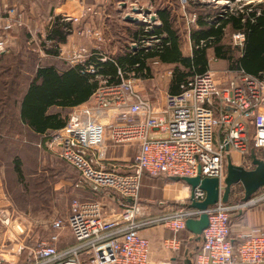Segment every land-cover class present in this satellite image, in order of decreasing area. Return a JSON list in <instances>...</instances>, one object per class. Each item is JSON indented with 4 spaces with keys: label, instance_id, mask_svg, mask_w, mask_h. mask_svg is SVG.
Instances as JSON below:
<instances>
[{
    "label": "built area",
    "instance_id": "built-area-1",
    "mask_svg": "<svg viewBox=\"0 0 264 264\" xmlns=\"http://www.w3.org/2000/svg\"><path fill=\"white\" fill-rule=\"evenodd\" d=\"M215 1L231 4L235 0ZM89 12L91 8L86 10V16ZM131 12L133 16L125 19L133 17L134 24L145 26L151 36L145 45L152 48L159 44L156 30L161 23L157 14L149 9ZM6 15L0 19V56L11 51L6 33L22 24V15L14 8H9ZM94 37L103 41L102 33L95 32ZM235 40L242 44L245 35L236 34ZM91 56L93 53L82 48L64 59L74 67L86 64ZM61 57L63 54H59ZM86 71L100 80V87L88 102L69 109L65 127L44 136V144L73 166L93 193L107 200L72 203L68 228L74 242L63 245L61 231L65 223L54 221L51 227L55 234L33 250L25 264H151L152 244L142 235L143 229L165 227L174 237L164 242V248L178 250L182 244L179 235L187 230V220L199 219L204 213L209 225L203 232L197 264H264V234L246 235L237 249L230 239L232 215L263 201L264 193L239 204L220 201L206 211L189 208V202L152 217L140 202L146 175L218 179L223 188L229 153L235 150L245 158L250 144L264 151V74L252 76L241 71L238 79L225 88L218 87L210 72L195 75L181 87V92L165 95L166 115L156 111L151 101L135 90L138 77L134 72L125 77L119 71L121 84L110 85L98 76L95 67L86 66ZM216 108L222 109L219 116ZM224 125L229 126V131L223 142L217 143L215 130ZM248 127L253 130L251 135ZM151 130H164L166 136L152 137ZM109 143L115 149L135 148L137 152L129 159H109ZM193 197L203 202L206 193L197 188ZM10 220L11 216L0 213L4 226H10ZM3 249L5 244H0V264H9ZM23 250L22 246L12 255Z\"/></svg>",
    "mask_w": 264,
    "mask_h": 264
},
{
    "label": "trees",
    "instance_id": "trees-1",
    "mask_svg": "<svg viewBox=\"0 0 264 264\" xmlns=\"http://www.w3.org/2000/svg\"><path fill=\"white\" fill-rule=\"evenodd\" d=\"M250 1L252 2L226 13L214 11L212 17L211 14L208 17L199 15L197 27L191 31L192 58L183 57L182 40L174 26L175 20L166 10L159 11L163 23L162 27L156 30V35L160 43L151 49L145 47L136 51L130 49L106 61H101L103 55L94 53L86 64L65 68L41 64L38 66L37 56L33 52L28 54L25 50L17 54L1 55L0 145L18 180L15 186L7 183L5 188L7 194L13 196L11 199L16 206L26 209L29 206L34 213L37 210L51 209L49 205L54 197L53 181L47 169L43 168L40 172L35 170L32 178L26 184H22L25 183L23 157L27 148L24 137L35 135L44 139L47 134L64 128L66 118L51 110L53 108L69 110L90 100L101 82L95 75L86 71V66L95 67L98 76L107 79L108 84L119 85L122 82L119 71H122L125 77L134 72L137 77L149 79L152 77L150 63L158 60L174 68L169 87L172 94L181 92V87L195 75L204 74L209 70V50H213L216 58L229 61L233 70H243L252 76L264 74V0L257 3L255 0ZM53 24L49 39L64 41L66 39L64 30L70 23L63 22L58 17ZM228 31L245 35L244 44L238 50L233 49L226 41ZM163 35L166 37L161 38ZM132 36L141 41L147 34L142 29L139 33H132ZM51 52L57 53L53 49ZM30 72L32 76L27 74ZM19 94L21 95L18 96ZM253 150L252 152H257L255 155L258 158L264 160L263 151ZM250 157L251 155L247 154L246 158L249 161L252 160ZM167 179L171 181L170 178ZM20 183L23 186L18 190L21 195L15 190ZM234 189L235 187L232 190L230 204L240 202L236 198L235 201L231 200L235 193H240ZM194 241L198 243L195 238L193 243ZM243 241L237 243L232 240L236 249Z\"/></svg>",
    "mask_w": 264,
    "mask_h": 264
},
{
    "label": "rangeland",
    "instance_id": "rangeland-1",
    "mask_svg": "<svg viewBox=\"0 0 264 264\" xmlns=\"http://www.w3.org/2000/svg\"><path fill=\"white\" fill-rule=\"evenodd\" d=\"M30 0H0V19H4L7 15L6 12L9 8H14L19 12L21 17V26H16L14 31L13 43L15 46V51L21 49L24 50V42L28 43V40L31 38V30L33 31L32 38L34 37V43L28 45L34 51H38L40 44L43 43V35L45 33L46 27L50 22H53L51 14L55 12L56 9L65 5L72 4L73 0H31V7L35 10H38V13H35V16H30L28 13V4ZM99 1V0H96ZM150 0H142L139 2L137 0H112L109 5L110 8L119 9V11H124V18L128 15L133 16L132 10H142L149 9L153 11V7L150 6ZM260 0H255L254 2H259ZM109 0H103L102 2H94L95 9H104L108 4ZM188 2V3H187ZM174 0L173 4V18L174 26L178 30V33L182 40V50L185 55L190 54V39H189V28H192L195 24V17L199 15L207 16L211 14L213 16L214 11L225 12L230 11L231 9H236L241 6L247 5L249 2L247 0H242L241 2L232 1L231 4L222 3L223 1L215 0ZM251 2V1H250ZM166 2H164L165 4ZM124 5V7L122 6ZM156 7V6H154ZM159 10H164L166 8L163 5V2H159ZM4 13V14H3ZM220 15V14H219ZM195 16V17H194ZM118 22L109 25L107 31L105 32L106 37L111 36L112 38H121L122 41L126 44H132V34L131 30H136L135 24H128L125 27L124 31L120 32L121 27L123 26V21L121 18L114 17ZM133 18V17H128ZM16 20L19 21V17H16ZM61 21L68 22L66 18H62ZM95 23H101L103 20H99ZM120 24V28L118 27ZM126 24V23H125ZM98 29V27L95 25ZM123 28V27H122ZM147 29V28H146ZM133 33V32H132ZM105 34L103 36H105ZM85 36V34H83ZM31 38V39H32ZM226 41L234 48L238 49L235 45V34L230 31L227 32ZM42 46V44H41ZM82 49L81 47H79ZM79 49V50H80ZM102 50V49H100ZM109 56L115 55V52L108 51L107 48L104 49ZM68 51V50H65ZM63 54L64 58L67 56L66 53ZM208 56L210 60L214 61L213 52L209 50ZM46 62L45 64H47ZM50 64H55L59 68H63L64 63L59 60L49 61ZM48 63V64H49ZM215 64V63H214ZM153 78L150 80H142L136 82L135 90L140 93L147 92L149 95L155 94L154 100L165 98L167 93H170L169 82L173 73V66L164 65V64H150ZM30 74L31 76L33 74ZM23 87V86H22ZM142 91V92H141ZM19 94L18 96H20ZM2 97V96H0ZM53 113H58L63 115L65 118L69 115L70 110H61L59 108H53L51 110ZM44 139L39 136H25L24 144L27 145L25 149V156L23 157L24 172H25V183L26 184L33 176L35 170L40 172L43 168L47 169L53 181V192L54 197L52 203L49 206H43L48 208L47 210H37L36 213L32 212L31 208L27 206L26 208L18 207L12 201V195H8L6 192L7 183L15 184L18 182L16 180V175L13 172L12 167L9 165L8 157L4 152L2 146L0 145V205L2 210L6 208H14L12 212L19 220H10V226H4L0 221V244H5L6 249H3L5 253L4 257L10 260L9 264H25L29 258L30 253L35 250L37 247L43 245V243L48 242L55 232L52 229V223L54 221L61 220L65 223V229L61 231V241L63 245H68L73 243L72 234L68 228V220L70 216L71 205L75 201H81L84 199L93 198V196L88 192L85 183L79 172L74 169L69 163L67 164L59 158L56 154L48 152L42 146ZM125 150V149H122ZM264 152V151H263ZM52 153V154H51ZM119 153L121 151H116V158H120ZM125 153V152H124ZM127 156L135 155L134 151L128 149L126 152ZM232 162L235 164L240 160L237 153H233L231 156ZM228 161V160H227ZM249 161V160H248ZM252 162L249 161V166H246L243 162H239V166H243L247 169H253V166L250 165ZM146 182L143 185L142 192L140 195V202L143 209L147 212L148 216H153L149 213H164L166 211H174L182 205L188 203L189 199V187L186 183L183 182H171L167 178H146ZM22 184H18V187H15V190L22 189ZM234 190L238 192H243L242 186L238 185ZM20 195L21 193L18 192ZM22 199V198H21ZM232 201H235L232 199ZM112 202V201H110ZM113 204V203H111ZM11 208V209H12ZM16 209V210H15ZM149 212V213H148ZM22 231V232H21ZM182 239H185L183 245V250L189 249V253L193 252L194 248H200L201 243H190L188 242V235L183 234ZM193 238H195L193 236ZM187 241V242H186ZM24 247L25 250L21 254H15L17 250L21 247ZM160 253L158 257H155L157 264L163 262L166 256H176L171 252H167L163 247V244L160 248ZM14 256V257H12ZM152 260V254H151ZM151 264H156L155 262Z\"/></svg>",
    "mask_w": 264,
    "mask_h": 264
},
{
    "label": "crops",
    "instance_id": "crops-1",
    "mask_svg": "<svg viewBox=\"0 0 264 264\" xmlns=\"http://www.w3.org/2000/svg\"><path fill=\"white\" fill-rule=\"evenodd\" d=\"M31 1V0H30ZM28 4V13L30 16H35V13H38V10H35L34 13V9L31 7V4ZM103 0H73L71 6L70 5H63L62 7L58 8L55 10L54 13L51 14L52 18L54 19L53 22H50L49 25L46 27L45 29V33L42 34L43 36V43L42 46L40 44V48L38 49V51H34L30 48V44L34 43V37L32 38V34L33 31L31 30V38L28 40L27 42H24V50L28 53V54H33L37 56L38 60H37V64H39L38 66L41 65H53L56 66L55 64H50L49 61H55V60H59L62 61L64 63V67H70V65L68 64V62L64 59V58H59V54L60 53H66L71 54L74 50H78L81 48H86L90 53H97V54H101L103 55V57H106L107 59H111V58H116L119 55L124 54L125 51L127 50H133L136 51L138 50V48L141 47H145L147 49H151L150 47H147L145 45V43L147 42L148 39L151 38L150 34H148L146 32V28L145 26H141L138 24H135V26L137 27L136 30H131V34L132 32H140L142 29L145 31V33L147 34V36L144 38V40H138L137 38H134L132 36V44H126L122 41L121 38H118V40H116V38H112L111 36L106 37L105 32L107 31L109 25L113 24V23H117L118 21L114 18H121V22L123 21V28L120 26V24H118V27H121L120 32L124 31L125 27H127L128 24H134L131 22H128L123 14L124 11H119V9H113L110 8L109 3L112 0H109L108 4L106 5V7L104 9H95V3L94 2H102ZM121 1V0H120ZM125 1V0H122ZM139 2H142V0H137ZM163 2V5L166 6V8L164 10L168 11L171 13V16L173 17V4L172 2L174 0H150V6L153 7V12L157 14L158 16V22L161 23V27H162V20L159 17V11H164V10H159L158 5L159 2ZM261 1V0H260ZM164 2H166L164 4ZM124 7V5H122ZM156 6V7H154ZM91 8L92 12H89L86 16V10ZM4 14V13H3ZM65 16H69V17H73V18H78L80 21L77 22H67L70 23V25L64 30V34L66 39L64 41H56L53 40L51 41L49 39V34L50 32L53 30L54 27V22L56 20V18H64ZM103 20V22L101 23H95L94 21L98 22L99 20ZM119 23V22H118ZM126 23V24H125ZM192 23V28H189V39H190V54L189 55H185L183 53L182 50V55L185 58H192L193 57V42L191 40V31L197 27L198 21L195 22V24L193 25ZM1 24V22H0ZM95 25L98 27V29L95 27ZM14 31H9L7 34L8 38L10 37V45H11V51L8 54L5 55H10V54H17L19 51L23 50H19V51H15V46L13 41L14 38ZM95 32L97 33H102V37H103V41L99 42L95 37L94 34ZM85 34V36L83 35ZM105 34V36H103ZM239 34V33H234ZM243 34V33H242ZM166 35H163L161 38H165ZM136 43L137 47L133 48V44ZM244 44V42L242 44L238 43L237 41L235 42V45L237 48L242 47ZM105 48L108 49V51H113L115 52V55L109 56L107 54V52H105ZM153 48V47H152ZM233 48V47H232ZM55 50L56 52H51V50ZM102 49V50H100ZM234 49V48H233ZM23 50V51H24ZM68 50V51H65ZM236 50V49H235ZM238 50V49H237ZM213 52V50H212ZM214 61L210 60L209 58V70L207 72H210L215 80V82L217 83L218 87L220 88H225L229 85V83L231 81H233L234 79H238L239 77V73L243 70H233L230 68V62L227 60H222V59H218L215 57L214 53H213V58ZM46 62H48L47 64H45ZM151 63L153 64H162L160 63L158 60H154L151 61ZM150 63V64H151ZM215 63V64H214ZM57 67V66H56ZM59 68V67H58ZM173 74V73H172ZM153 78V75L151 78L146 79L143 77H138V81H142V80H150ZM172 77L170 78V82H169V87H170V83H171ZM170 90V89H169ZM142 92V91H141ZM138 93L143 97L146 98L148 100L151 101V103L155 106L156 111L162 113V114H166V104H165V98H161L158 100H154L153 98H155V94H151L149 95L147 92H142L140 93L138 91ZM171 93V92H170ZM221 108H216L215 114L216 116L220 115L221 112ZM229 131V126H220L218 128H216L215 130V138H216V142L217 143H221L223 142V140L226 138L227 133ZM248 132L250 133V135L252 134L253 130L251 127H248ZM150 135L152 137H156V138H160V137H165L166 133L164 130H151ZM45 142V141H44ZM42 146L44 147V149H46L48 152H51L50 150L47 149V147L45 146L44 143H42ZM121 149H115L111 146V144L109 143V159H114L115 156V152L121 151L122 153H119V156L121 159H129L134 157L133 156H127L126 152H128V149L131 151H134L136 154V149L135 148H126L125 150ZM253 149H255L252 144H250L249 148H248V154L251 155L250 160L252 159V154L255 152ZM113 150H115L113 152ZM256 150V149H255ZM113 152L111 154V152ZM125 152V153H124ZM252 152V154H251ZM233 153H237L240 160L238 162H236L235 164L238 165L240 164L239 162H243L246 166H249V162L248 159L245 157H243L241 155V153H239L238 151H232L231 153H229L228 156H232ZM257 153V152H256ZM52 154V153H51ZM247 156V155H246ZM61 159V158H60ZM62 160V159H61ZM64 161V160H63ZM66 162V161H64ZM67 163V162H66ZM110 163H115L110 161ZM68 164V163H67ZM251 165V164H250ZM109 166V165H107ZM75 169V168H74ZM76 170V169H75ZM77 171V170H76ZM80 174V173H79ZM164 178V177H151V176H144L143 178V183H142V188L144 183L146 182V178ZM87 187V189L89 190V193L93 196V198L90 199H84L81 200L80 202H89V201H104L107 200L103 199V196L101 195H97L95 193H93L91 191V189L88 188L87 185H85ZM142 192V190H141ZM264 193V189L259 191L258 194L256 196H260L261 194ZM191 189H189V199H188V203L190 202V197H191ZM244 197V190L243 192L240 193H235V195L232 197V199L235 200L238 199L240 200L239 203L242 202V198ZM231 199V200H232ZM237 203V204H239ZM12 206H10V208H6L4 210H2V206L0 205V213L2 215H4L5 217H12V220H19L12 212H14V208H12ZM16 210V209H15ZM12 211V212H11ZM149 213V212H148ZM153 214V216H157L160 213H149ZM262 233L264 234V200L253 205L250 206L248 208L242 209L238 212H235L232 215L231 218V239L233 241H236L237 243L241 242L244 240L245 236L248 234H252V233ZM183 234H187L189 239L188 242H190L191 244L193 243V234H191L190 232H188L187 230L182 232L179 237L182 241V244L180 246V248L178 250H166L167 252H171L173 254H175L176 256H166L163 262H160L159 264H188L187 260L190 259L191 263L190 264H197L196 260H197V255L194 256L195 254L199 253V251L197 252L198 248H194L193 252L189 253V249L187 248L185 251L183 250V245L185 243V239H182L181 236ZM142 235L145 236L146 238H148L151 241L152 244V263L155 262L157 264V261L155 260V257H158L159 254H163L160 253V248L162 246V244L164 245V242L168 239H171L174 237L173 232H171L170 230L166 229L165 227H154V228H148V229H143L142 230ZM74 242V239H73ZM187 242V241H186ZM72 244V243H71ZM164 247V246H163ZM201 248V247H200Z\"/></svg>",
    "mask_w": 264,
    "mask_h": 264
},
{
    "label": "water",
    "instance_id": "water-1",
    "mask_svg": "<svg viewBox=\"0 0 264 264\" xmlns=\"http://www.w3.org/2000/svg\"><path fill=\"white\" fill-rule=\"evenodd\" d=\"M128 22L134 23L132 18L126 19ZM226 178L223 183V188L218 179L212 178H170L173 182H183L191 189V204L188 206L192 209L206 211L210 207L217 205L220 201L229 203L234 187L240 185L244 190L243 202H247L253 198L260 190L264 188V160L252 154L253 169H247L243 166L236 165L232 162L231 157L227 159ZM201 189L206 193V199L203 202L194 200L193 192ZM209 217L206 213L202 214L199 219H189L186 222V229L194 235L196 241L201 243L203 232L208 228ZM190 264L191 260L188 259Z\"/></svg>",
    "mask_w": 264,
    "mask_h": 264
},
{
    "label": "bare ground",
    "instance_id": "bare-ground-1",
    "mask_svg": "<svg viewBox=\"0 0 264 264\" xmlns=\"http://www.w3.org/2000/svg\"><path fill=\"white\" fill-rule=\"evenodd\" d=\"M223 3V2H222Z\"/></svg>",
    "mask_w": 264,
    "mask_h": 264
}]
</instances>
